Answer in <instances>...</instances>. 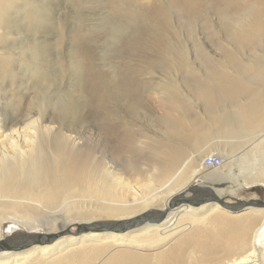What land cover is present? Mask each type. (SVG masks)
I'll use <instances>...</instances> for the list:
<instances>
[{
	"label": "bare ground",
	"instance_id": "1",
	"mask_svg": "<svg viewBox=\"0 0 264 264\" xmlns=\"http://www.w3.org/2000/svg\"><path fill=\"white\" fill-rule=\"evenodd\" d=\"M106 1L112 8L126 5L131 8L130 13H142V24H137L130 42L150 43L154 52L165 45V6L158 0ZM170 1L182 18L203 20L202 26L210 37L222 40L226 47L217 46V60L197 49L198 58L209 72L204 82L189 85L205 106L201 113L171 95L168 106L162 107L167 116L166 133L182 142L193 141L198 152L185 153L183 158L182 151H166L165 145L144 137L160 160L149 176L137 179L140 189L124 173L115 170L120 165L114 156L122 152V145L114 135L121 127L81 119L65 130L60 125L51 138L55 127L44 125L47 119L37 118L34 110L25 114V119H17L9 111L11 101L6 98L7 92L15 90L16 71L26 62V71L33 72L29 76L32 91L20 96L32 95L36 106L40 99L45 100L35 94V90H43L37 85L44 83L46 89L54 88L53 80H59L61 75L53 67L44 66L48 57L43 52L45 42L37 45L30 41L26 48H14L12 44L0 48V242L11 234L38 233L37 229L51 224H40V218L56 211L76 220L77 225L103 223L105 228L117 230L69 235L21 251L0 250V264H264L263 207L250 205L230 211L217 203L198 207L179 204L187 183L227 180L237 161L242 163L241 168L251 169L242 179L236 178L241 187H264V0H204V4L202 0ZM19 2L0 0L2 45L11 39L8 11ZM28 2V15L37 21L30 28L31 33L44 29L48 7L39 5L38 0ZM212 16L217 17L220 32L209 24ZM27 17L24 15V21ZM144 19L147 25L142 31ZM22 21L19 22L23 25ZM130 24L136 26L133 20ZM78 27L77 34L83 33ZM61 34L54 36L55 42ZM246 51L253 55L248 57ZM76 66L83 72L77 93L91 106L105 86L103 79L92 65L84 68L80 59ZM120 82L128 86L132 79L123 75ZM77 108H72V114L77 113ZM21 124L25 127H17ZM215 134L242 140L231 143L227 139L223 143L224 148L232 151L230 162L224 159L219 169H204L205 157L201 159V154L218 153L201 148ZM237 145L239 157L235 153ZM216 146L218 149L219 145ZM206 191L214 194L212 189ZM162 215L164 219L158 221ZM141 218L151 221L138 224ZM66 228L63 224L59 231Z\"/></svg>",
	"mask_w": 264,
	"mask_h": 264
},
{
	"label": "rangeland",
	"instance_id": "2",
	"mask_svg": "<svg viewBox=\"0 0 264 264\" xmlns=\"http://www.w3.org/2000/svg\"><path fill=\"white\" fill-rule=\"evenodd\" d=\"M28 1L21 0L22 3L19 2L12 8L13 10L8 11V35H11L9 36L11 39L4 45L0 44V48H5L10 44L14 45V48H17L18 45L26 48L34 41L37 45L40 42H45L43 52L48 53V57L44 66L49 69L53 67V70L56 69L57 74L61 76L59 80H53L55 81L54 88L46 89L44 83L37 85L43 89L41 90L43 92L35 90V94L38 93V96L45 98V100L41 101L43 99H40L38 106H36L37 101H34L32 95L26 94L24 98L20 96L22 92L32 91L30 89L32 81L29 80V76L33 72L26 71L25 68H29L27 62L21 69H18L16 71L18 75L15 78L16 88L14 87L15 90L13 91L8 90V96H6L11 101L9 111L17 119L23 118L25 114L34 110L36 114L38 113L37 118L44 117L47 119L44 125L55 127L49 135L51 138L55 137L58 128L68 129L81 119L121 127V129H117L114 135L115 140L117 142L121 140L122 145V152L114 156L120 165L115 167V170L121 171L127 178H130L133 181L132 185L137 189H140L137 179L143 180L149 176L154 164L160 160L158 155L154 156V150L147 146L149 140L144 137L151 138L160 145H165L166 151L173 152L177 149L182 151L183 158L186 157L187 153L195 154L198 152L194 150L193 141L182 142L177 136L166 133L167 116L162 107L168 106L170 95L188 105L192 111L194 109L195 112L201 113L205 107L195 96L194 89L189 87L196 82L199 85L209 76L207 65L203 64L197 56V49L217 60L220 58L217 46L225 48L226 45L222 40L218 41L216 37H210V34L205 30L206 28L202 26L203 20L184 19L170 0H158L160 4L165 6L167 25L165 26V45L154 52L151 50L150 43L145 45L129 41L136 32L137 24L139 27L142 24V13L137 10L130 13L131 8L126 5L112 8L106 0H38V2L40 1L39 5L48 7L45 13L47 21L43 26L44 29L40 28L32 34L30 28L37 21L32 20L31 15H28L26 7L30 4ZM204 2L202 0V4ZM78 5L80 6L78 7ZM34 6H38V4ZM24 15L28 16L25 21ZM132 20L135 21L136 26L130 24ZM19 21L24 22V24H20ZM209 21L212 22L209 24L212 25L213 30L220 32L217 17L212 16ZM146 25L147 22L144 19L142 31ZM76 26H79L77 29L83 33L77 34ZM60 32L62 33L61 39L55 42L54 36ZM1 36L3 37V35ZM246 52L248 57L253 55L250 51ZM10 54L12 55V53ZM78 59L82 61L84 68L85 65L89 67L92 65L105 85L103 90L97 93L100 99L98 100V96L93 99L94 103L91 106L88 102L86 103V98L77 93L78 81L83 73L76 66ZM227 72L231 73V71ZM123 75L132 79L128 86L121 85L120 80L123 79ZM77 104L79 105L76 106ZM69 105L72 108L78 107L77 113L80 110V114H72V108ZM25 118L27 117L25 116L23 119ZM17 127L22 128L25 125L21 124ZM225 137V135L215 134L210 141L203 143L204 146L201 150L218 153L217 155H220L226 162H230L228 158L232 151L224 148L223 143L229 140L231 143H235L242 139ZM113 145L112 143L111 146ZM216 145H219L218 149H216ZM239 146L235 147V153L238 157ZM201 155V159L208 156L205 153ZM262 157L264 160V156ZM233 165L234 169L227 180L218 182L192 180L181 191V195L191 196L192 193L189 189L195 185H200L204 189H212L217 196L227 199L228 202H230V198L244 202L250 199L264 201L263 186L254 184L248 188H243L236 179H242L251 169L241 168L242 163L238 161L234 162ZM126 168L127 170H125ZM253 170L252 173L255 172ZM207 171L213 172L215 170ZM168 176L167 173L165 180ZM62 213L61 211H56L52 215L45 213L46 215L40 218L39 223L45 221L46 224L48 222L51 224L44 225L45 229L42 227L41 230L37 229L36 231L38 233L51 231V233H55L59 231L61 225L66 224L67 228H71V231L74 232L77 225L76 220H72ZM45 217L49 218L46 219ZM46 226L48 227L46 228Z\"/></svg>",
	"mask_w": 264,
	"mask_h": 264
},
{
	"label": "water",
	"instance_id": "3",
	"mask_svg": "<svg viewBox=\"0 0 264 264\" xmlns=\"http://www.w3.org/2000/svg\"><path fill=\"white\" fill-rule=\"evenodd\" d=\"M192 193L191 196L185 197L181 195L183 200L179 204L191 205L193 207H198L199 205L205 203H217L220 207L224 209L241 210L247 206H260L264 208V201L262 200H248L246 202L239 201L237 199L230 198V202L227 199H223L217 196L215 193H210L200 185H195L192 189H189ZM164 219V215L157 219L161 221ZM151 221L141 218L138 224ZM103 223H90L86 225H76L75 231L72 232L71 228H66L63 231H58L55 233H16L11 234L0 242L1 251H21L28 249L32 246H43L53 243L60 237H65L69 235L78 236L87 232H107V231H117L116 229H108L103 226ZM20 239V240H19Z\"/></svg>",
	"mask_w": 264,
	"mask_h": 264
},
{
	"label": "built area",
	"instance_id": "4",
	"mask_svg": "<svg viewBox=\"0 0 264 264\" xmlns=\"http://www.w3.org/2000/svg\"><path fill=\"white\" fill-rule=\"evenodd\" d=\"M224 165V159L217 154L207 156L203 160L204 169H219Z\"/></svg>",
	"mask_w": 264,
	"mask_h": 264
}]
</instances>
